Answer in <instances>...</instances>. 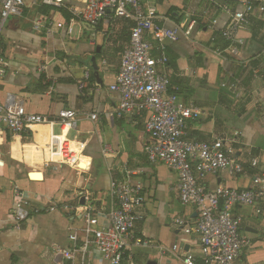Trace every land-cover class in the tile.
Instances as JSON below:
<instances>
[{"label": "crops", "instance_id": "crops-1", "mask_svg": "<svg viewBox=\"0 0 264 264\" xmlns=\"http://www.w3.org/2000/svg\"><path fill=\"white\" fill-rule=\"evenodd\" d=\"M141 2L153 12L158 25L178 30L177 41L164 42L168 57L165 72L177 98L201 112L197 120L188 122L187 136L210 141L231 137L234 132L240 134L234 148L244 172L232 176L220 171L198 178L199 184L207 190L218 186L251 188L254 176L264 172V21L251 18L249 26L238 34L240 43L232 48L237 52L234 54L226 51L228 43L219 38L211 43L210 39L229 20L223 8L238 11L236 3ZM66 14V10L42 5L40 0H24L22 15L10 17L0 36V57L6 64L0 78V104L20 103L26 112L43 119L28 129V142L0 126V264H49L52 247H68L69 229L82 225L78 216L71 219L70 212L58 210L31 215L16 229L12 221L13 185L26 193L33 207L65 204L72 208L92 206L105 212L109 208L110 178L122 179L127 172H133L129 182L139 188L141 198L137 211L143 220L136 223L134 232L148 244L134 251L133 264L151 260L182 264L169 250L178 245L183 251L198 253V242L193 234H183L174 220L181 218L192 225L197 212L180 204L176 173L161 163H149L143 153L148 112L141 109L139 114L121 119L113 115L119 96L108 88L128 47L132 22L108 12L96 28L75 22L68 33L67 26L56 27L68 23ZM38 17L47 18L50 35L34 30L33 22ZM213 20L216 24L210 28ZM193 22L186 36L184 32ZM216 48L224 52L217 56L213 53ZM92 57L96 72L90 69ZM85 69L90 70L91 78L80 92L77 83ZM233 81L239 84L235 92L222 87ZM62 109L77 114L75 127L65 134L78 143L88 167L84 172L55 164L50 144L53 137L63 133L57 118ZM90 114L97 116L96 122L89 120ZM252 158L258 160L256 167L250 166ZM257 209L260 215L255 214ZM234 213L243 219L240 235L250 240L239 261L264 264V200L255 207H237ZM90 264L107 263L93 253Z\"/></svg>", "mask_w": 264, "mask_h": 264}, {"label": "built area", "instance_id": "built-area-1", "mask_svg": "<svg viewBox=\"0 0 264 264\" xmlns=\"http://www.w3.org/2000/svg\"><path fill=\"white\" fill-rule=\"evenodd\" d=\"M228 1L236 3L240 9L231 11L223 8L229 20L210 41L214 43L219 38L229 44L226 51L237 54L232 48L240 43L239 32L249 26L254 16L264 21V0ZM73 2L76 3L71 4ZM41 4L66 10L68 23H58L56 27L67 26L68 33L75 22L96 28L108 12L116 18H127L132 22L128 47L120 56L117 74L108 89L119 96L114 117L121 119L133 113L139 114L141 109L148 112L144 124L147 140L143 153L149 163H161L176 173L180 204L197 212L192 225L181 218H176L174 225L183 234L196 237L198 253L183 251L178 245L169 252L176 255L182 264H242L239 261L241 251L250 246V240L240 235L243 219L234 210L237 207H255L264 200V172L254 176L251 188L246 190L220 186L207 190L199 184L198 178L220 171L232 176L244 172L243 165L235 157L234 148L240 134L234 132L231 137H214L210 141L187 136L188 122L197 120L201 112L177 98L165 72L168 57L164 42L177 41L178 30L158 25L153 12L147 10L141 0H41ZM23 6L24 0H0V36L10 17L22 15ZM193 24L184 32L186 36ZM215 24L216 20H213L210 28ZM33 28L48 35L52 33L46 17H38L33 22ZM223 52L218 48L213 50L217 56ZM5 72L6 64L0 57V78ZM90 78V70L85 69L77 83L80 92L88 87ZM238 85L233 81L228 85L222 84V87L235 92ZM57 118L63 133L53 137L50 144L56 156L55 164L58 168L68 166L76 172L80 171L78 163H85L80 156L81 149L65 134L75 127L77 114L62 109ZM88 118L92 122L98 119L95 114H90ZM41 122V116L26 112L20 103L0 104V126H4L12 136H21L32 125ZM257 164L258 160L252 158L250 166L256 167ZM130 174L133 172H127V177L122 179L110 178L107 189L109 208L105 212L92 206L72 208L65 204L33 207L26 193L13 185L14 227L19 229L31 215L51 214L58 210L70 212L71 219L78 216L82 225L69 229L68 247H52L49 264H90L93 253H97L107 264H133L134 251L148 244L134 232L136 223L142 221L143 216L137 211L141 206L139 188L130 184ZM255 214L260 215V210H255Z\"/></svg>", "mask_w": 264, "mask_h": 264}, {"label": "water", "instance_id": "water-1", "mask_svg": "<svg viewBox=\"0 0 264 264\" xmlns=\"http://www.w3.org/2000/svg\"><path fill=\"white\" fill-rule=\"evenodd\" d=\"M96 53L97 54L100 53V48L99 47L96 48ZM90 63H91V68L90 69L92 71L96 72L97 71V67H96V61H95V58L94 57H92L90 59ZM82 165H83L82 163H78L77 169H79L80 171L84 172V171H86V169H84V167ZM31 176L34 177V178H39L40 177L38 174H32ZM82 201L83 200H81V202ZM146 264H157V262L151 260V261L146 262Z\"/></svg>", "mask_w": 264, "mask_h": 264}, {"label": "trees", "instance_id": "trees-1", "mask_svg": "<svg viewBox=\"0 0 264 264\" xmlns=\"http://www.w3.org/2000/svg\"><path fill=\"white\" fill-rule=\"evenodd\" d=\"M66 16H67V20H68L69 19V15L66 14ZM22 137H23L24 141L28 142L30 140V133L26 132V133L22 134Z\"/></svg>", "mask_w": 264, "mask_h": 264}, {"label": "bare ground", "instance_id": "bare-ground-1", "mask_svg": "<svg viewBox=\"0 0 264 264\" xmlns=\"http://www.w3.org/2000/svg\"><path fill=\"white\" fill-rule=\"evenodd\" d=\"M82 164H83L82 166L84 167V169L88 168L86 164H84V163H82Z\"/></svg>", "mask_w": 264, "mask_h": 264}, {"label": "rangeland", "instance_id": "rangeland-1", "mask_svg": "<svg viewBox=\"0 0 264 264\" xmlns=\"http://www.w3.org/2000/svg\"><path fill=\"white\" fill-rule=\"evenodd\" d=\"M68 138L71 139L72 137H71V136H68ZM134 261H135V260L133 259V263H134Z\"/></svg>", "mask_w": 264, "mask_h": 264}]
</instances>
